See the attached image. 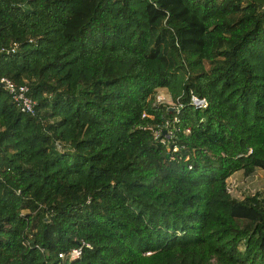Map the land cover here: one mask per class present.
Returning a JSON list of instances; mask_svg holds the SVG:
<instances>
[{
  "label": "trees",
  "instance_id": "obj_1",
  "mask_svg": "<svg viewBox=\"0 0 264 264\" xmlns=\"http://www.w3.org/2000/svg\"><path fill=\"white\" fill-rule=\"evenodd\" d=\"M1 76L0 264H264V0H0Z\"/></svg>",
  "mask_w": 264,
  "mask_h": 264
},
{
  "label": "built area",
  "instance_id": "obj_2",
  "mask_svg": "<svg viewBox=\"0 0 264 264\" xmlns=\"http://www.w3.org/2000/svg\"><path fill=\"white\" fill-rule=\"evenodd\" d=\"M13 48V47H12ZM0 83L12 94L13 98L19 102L20 108L25 111L33 112L34 109V99H32L28 94V86L25 83L17 84L12 81L7 76L0 77ZM190 101L196 105L198 108H204L207 106V100L205 97L196 96L194 93L190 94ZM168 105L167 109H171L174 111H178L183 105L179 100H174L172 104ZM145 113L143 112V115ZM150 128H153V136L157 138L158 141L165 143V145H169L170 139L173 136V129L170 127L168 120L165 121V127L159 128L156 125L149 124L147 125ZM189 128L186 127V131ZM83 244L89 245L88 242L83 241ZM67 252L61 251L58 253L60 257L65 256ZM81 253V246L72 247L68 251L69 258H75L79 256Z\"/></svg>",
  "mask_w": 264,
  "mask_h": 264
},
{
  "label": "rangeland",
  "instance_id": "obj_3",
  "mask_svg": "<svg viewBox=\"0 0 264 264\" xmlns=\"http://www.w3.org/2000/svg\"><path fill=\"white\" fill-rule=\"evenodd\" d=\"M156 100L163 104H172L171 92L165 88H157L155 93ZM228 190L235 197L242 198L245 195L259 191L264 196V171L257 167L255 170L246 175L242 170H237L227 177Z\"/></svg>",
  "mask_w": 264,
  "mask_h": 264
}]
</instances>
